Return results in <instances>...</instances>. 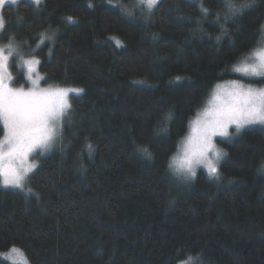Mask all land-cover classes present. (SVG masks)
I'll return each instance as SVG.
<instances>
[{"label":"trees","instance_id":"trees-1","mask_svg":"<svg viewBox=\"0 0 264 264\" xmlns=\"http://www.w3.org/2000/svg\"><path fill=\"white\" fill-rule=\"evenodd\" d=\"M130 1L3 10L0 47L11 41L39 61L45 86L82 91L27 188H0V254L16 248L29 264H264V128L219 142V179L199 171L185 186L169 168L213 88L238 79L232 68L261 46L264 0L235 20L222 0H161L141 17ZM41 33L55 35L41 43Z\"/></svg>","mask_w":264,"mask_h":264},{"label":"snow or ice","instance_id":"snow-or-ice-1","mask_svg":"<svg viewBox=\"0 0 264 264\" xmlns=\"http://www.w3.org/2000/svg\"><path fill=\"white\" fill-rule=\"evenodd\" d=\"M9 2L15 4L16 0ZM139 2L149 13L157 4V0ZM254 2L255 0H245L244 3L238 4L235 0H222L225 19L235 20ZM201 11L207 14V9L202 8ZM3 28L4 20L0 16V29ZM261 33L259 42L261 46L236 66L235 72L264 76V27ZM54 35L55 33L52 35L41 33V43L45 40L52 41ZM5 48L8 49L7 54ZM16 52L17 49L11 41L8 45L0 47V121L6 130L3 139L0 140V176L3 177L0 184L23 191L25 177L36 168L35 163L28 162L29 155L37 149L42 153L53 147L61 132L62 119L66 110L70 108L69 94H78L82 90L41 88L39 81L43 78L39 74L35 79L32 78L39 61L35 59L25 61L22 56L20 58L22 64L27 65L28 79L32 87L28 91H24L23 88H10L8 61ZM255 122L264 123V89L245 87L236 81L225 85L218 84L208 101V106L190 121V134L181 142L177 154L171 158L169 168L175 175L188 181L195 176L196 167L204 165L211 176L219 179L217 164L224 153L216 148L213 138L228 136L230 125H236L239 131L243 125ZM87 147L91 154L93 146L89 144ZM140 151L150 157L146 148ZM259 171L264 173V165ZM27 192L31 193L32 189L28 188ZM11 252L15 253L17 258L24 259L18 249L13 248ZM24 264H27L26 260Z\"/></svg>","mask_w":264,"mask_h":264},{"label":"rangeland","instance_id":"rangeland-1","mask_svg":"<svg viewBox=\"0 0 264 264\" xmlns=\"http://www.w3.org/2000/svg\"><path fill=\"white\" fill-rule=\"evenodd\" d=\"M20 1H31L33 3H36V4H39L41 0H20ZM161 0H157V4L160 2ZM189 1H192V2H201V0H189ZM157 4L155 5V7L152 9L151 13L148 12L147 8L143 5L140 4L139 0H131L130 3L127 5L126 8H128V13L129 15H133V16H137V17H141L142 15H146V16H151L154 11H155V8L157 6ZM1 16V15H0ZM2 29H0V32H1ZM16 49H17V52L16 53H13L12 56L9 57V61H8V74L11 76V80L8 81V86L10 88H13V89H19V88H23L24 91H28L31 87H32V84H31V81L28 79V71H27V65H23L22 64V61H21V56L23 57V60H32V59H35V58H25V52L18 48L16 46ZM7 51L8 49L5 48V54H7ZM252 53H250L247 57H249ZM245 57V58H247ZM245 58H243L237 65H235L232 70L230 71V73L234 76H236L238 79H231V80H227V81H224L222 83H220L219 85H225V84H228L229 82L231 81H236L238 82L239 84L241 85H244L245 87H251V88H254V89H264V86H257V85H253V84H248L246 82H244L243 80H246V81H261L264 79V76H254V75H246L244 73H238V72H235L234 71V68L238 65L241 64L242 61L245 60ZM13 59L16 60V67L22 71L23 74H21L20 70H18L17 68V73L18 75H16V73L13 72L11 66L14 65L13 63ZM36 60V59H35ZM38 65L37 64L35 67H36V72L35 73H32V78L35 79L36 78V75L39 74V76H41L43 79H41L39 81V86L41 88H48V87H52V86H45L44 85V80L45 78L39 73L38 71ZM20 82H22V86H18V84H20ZM17 84V85H16ZM218 85V84H217ZM216 85V86H217ZM216 86L213 88V91L211 92L209 98H208V101L211 99L212 97V94L215 92L216 90ZM52 88H61V87H52ZM67 89H76V88H67ZM81 94V92H79L78 94L77 93H70L69 94V97H68V102L70 104V98L71 96L73 95H79ZM208 101L207 103L205 104V106L199 111V112H202L207 106H208ZM72 110H71V104H70V108H68L66 110V114L65 116L63 117L62 119V126H61V132H60V135L56 138V142L53 144V147L57 145V143L60 141L61 139V136H62V132L64 130V128L68 125V123L71 121V118H72ZM196 118V117H195ZM194 118V119H195ZM193 119V120H194ZM264 128V123H260V122H255V123H251V124H246V125H243L239 131H237V126L236 125H230L229 128H228V133L229 135L226 136V137H222V136H216L213 138V142L216 146L217 149L221 150L224 155L220 158L218 164H217V169H218V173H219V167H220V164L221 162L224 160L225 158V151L223 150V148L220 146V143L219 142H229L231 141L235 136L239 135L242 131L244 130H247V129H250V128ZM6 131V130H5ZM190 134V127H189V132L187 134V136ZM186 136V137H187ZM185 137V138H186ZM181 146V145H180ZM52 147V148H53ZM51 148V149H52ZM180 148V147H179ZM50 149V150H51ZM49 150V151H50ZM49 151H46V152H42L41 153V150L37 149L36 152L32 153L29 155V158H28V162L29 163H35L36 164V168L32 170V172H29L27 174V176L25 177V182H24V190L27 188L28 186V181L30 179V176L37 170L38 166H39V161H40V158L43 154L49 152ZM199 171H203L205 172L209 177L211 178H215L213 176H211L209 173H208V170L207 168L204 166V165H198L196 167V174L194 177H192L190 180L188 181H185L184 179L178 177L177 175H174L175 176V179L177 180V182L179 183H183L185 186H189L191 184V182L194 181L197 173ZM3 177L0 176V181H2ZM179 183V184H180ZM0 188L2 189H7V190H19V191H22L20 189H17L13 186H3L2 184H0ZM23 190V191H24ZM21 252V251H20ZM22 253V252H21ZM23 254V253H22ZM23 260L19 259L16 257V254L15 253H12L11 251L7 252V253H4V254H0V259L4 260L5 262H7L8 264H24V261L26 260L27 264L28 263V260L26 259V257L24 256L23 254Z\"/></svg>","mask_w":264,"mask_h":264},{"label":"flooded vegetation","instance_id":"flooded-vegetation-1","mask_svg":"<svg viewBox=\"0 0 264 264\" xmlns=\"http://www.w3.org/2000/svg\"><path fill=\"white\" fill-rule=\"evenodd\" d=\"M23 1H20V0H16V3L15 4H12L9 2V0H0V15L3 17V10L6 8V7H9V6H15L19 3H21Z\"/></svg>","mask_w":264,"mask_h":264}]
</instances>
